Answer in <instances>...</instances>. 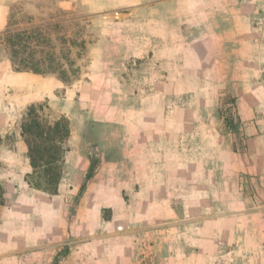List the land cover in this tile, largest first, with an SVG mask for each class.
<instances>
[{"label":"rangeland","instance_id":"rangeland-1","mask_svg":"<svg viewBox=\"0 0 264 264\" xmlns=\"http://www.w3.org/2000/svg\"><path fill=\"white\" fill-rule=\"evenodd\" d=\"M111 1L75 7L67 0H8L11 23L23 16L83 18L71 20L70 31L72 40L81 27L87 42L78 76L63 82L55 75L60 82L34 104L49 122L69 121L71 166L85 156L89 166L76 187L71 174L58 218L49 219L32 195L0 204V264H264V255H225L230 245L217 246L213 231L229 239L233 224L242 238L260 230L264 191L234 171L233 156L246 152L248 120L227 69L213 66L212 21L196 19L195 3ZM185 159L180 191L162 175L179 173Z\"/></svg>","mask_w":264,"mask_h":264},{"label":"crops","instance_id":"crops-1","mask_svg":"<svg viewBox=\"0 0 264 264\" xmlns=\"http://www.w3.org/2000/svg\"><path fill=\"white\" fill-rule=\"evenodd\" d=\"M67 1L76 7L80 0ZM173 1L175 0H112L111 2L148 4L159 7L166 6ZM178 1L198 5L196 19H200V23L204 20L212 21L213 66L227 69L230 80L229 89L235 96L242 118L248 120L247 129L250 135L247 140L246 152L242 157L233 156L236 159L233 162L234 171L237 175H244V182L264 191V72L261 70L264 69V0ZM209 5H212L211 9L205 10V7ZM8 14V0H0V31L7 26ZM254 19L260 21L258 26L251 24V20L253 22ZM59 82L54 74L15 70L8 56L3 54L0 48V187L2 205L10 204L15 200L22 201V197L32 195V199L37 197L43 202V211L50 213L48 218L52 220L60 215V204L58 203L60 194L63 197L66 191L71 192V174H76L74 178L76 184L72 183L76 187L77 184L85 180L89 160L85 156L82 165L71 166V144H69V149L66 150L67 155L63 158L66 165L63 166V175L57 192L49 193L32 187L26 179V175L31 172L32 168L28 157V146L21 132V123L27 107L49 97V93ZM217 138L219 140L221 138L220 144L224 148L226 141L224 135L219 134ZM66 141H71V133ZM227 149L229 156H232V149L228 143ZM186 168L187 159L180 160L179 173L164 171L162 178L165 181L174 179L176 181L174 184L179 186L181 191L185 186L184 182L188 179V175L185 173L187 172ZM148 176L151 179L150 172H148ZM137 178L139 181L144 180L141 175H138ZM196 178L201 179L202 175L196 174ZM62 179L65 181L64 183ZM67 184L69 188H67ZM143 186L141 184L140 189H143ZM170 187V184H165L166 193H169ZM146 188H152V185H146ZM50 199H54L57 203H48L51 201ZM247 200L244 199V203ZM228 228L233 229L232 231L228 229V233H231L229 239H223L225 237L221 236L222 231L218 227L213 230L216 231L217 246L224 242L230 245L228 248L231 250L225 255H240V253H242L241 255H264V222L260 225V230H249V233L247 230L243 238L235 231V224Z\"/></svg>","mask_w":264,"mask_h":264},{"label":"trees","instance_id":"trees-1","mask_svg":"<svg viewBox=\"0 0 264 264\" xmlns=\"http://www.w3.org/2000/svg\"><path fill=\"white\" fill-rule=\"evenodd\" d=\"M79 19L83 18L63 14L51 21L31 16L12 23L8 20L6 28L0 31V46L15 70L54 74L63 82H71L79 73L77 61L86 51L81 27L76 28L71 40V20ZM39 108L38 104H30L21 123L32 168L26 179L34 188L56 193L63 175L70 125L63 116L54 122L43 119Z\"/></svg>","mask_w":264,"mask_h":264},{"label":"built area","instance_id":"built-area-1","mask_svg":"<svg viewBox=\"0 0 264 264\" xmlns=\"http://www.w3.org/2000/svg\"><path fill=\"white\" fill-rule=\"evenodd\" d=\"M258 22H260V21H258Z\"/></svg>","mask_w":264,"mask_h":264}]
</instances>
